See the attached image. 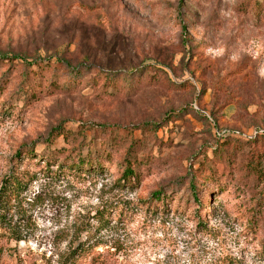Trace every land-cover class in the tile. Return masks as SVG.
<instances>
[{
	"label": "rangeland",
	"instance_id": "1",
	"mask_svg": "<svg viewBox=\"0 0 264 264\" xmlns=\"http://www.w3.org/2000/svg\"><path fill=\"white\" fill-rule=\"evenodd\" d=\"M258 134L264 0H0V264H264Z\"/></svg>",
	"mask_w": 264,
	"mask_h": 264
},
{
	"label": "trees",
	"instance_id": "2",
	"mask_svg": "<svg viewBox=\"0 0 264 264\" xmlns=\"http://www.w3.org/2000/svg\"><path fill=\"white\" fill-rule=\"evenodd\" d=\"M54 132H56V133L53 134ZM62 133H63V131H62L61 127L57 128V129H53L51 131V134L49 135V137L46 139L47 142L52 137L60 136ZM261 137H264V134H258V136L256 138L258 139V138H261ZM230 139L237 140L239 138L235 137V136L226 135V136H222L221 138H219V142L221 144L227 143L228 140H230ZM252 141L253 140H251V139H246V140H243L242 142L249 143V142H252ZM74 165H75L74 163H70L69 170H73L75 168ZM77 169H78V171H81L79 168H77ZM25 175L26 174L24 172L23 173L16 172L12 176L5 177L2 180V184H1V187H0V212L4 211L7 206H10L12 202L17 201L20 198L21 193L24 190L27 181H29V180H26L25 177L27 175L26 176ZM133 179H136V176L134 174V171H133L130 163H128V164H126L124 166V169H123L120 177L116 181V183L121 185V187L126 188L128 185H130L132 183ZM188 190L190 191V194H191V196L193 198V201L195 203H198L199 200H198V197H197L196 187L192 183V181L189 183ZM163 197H165V195H163L162 192H155L154 194H152V196H151V200L152 201H155V202H160L161 201L162 203H161V205L159 207H155V208L148 207V208H146V213L151 212V214H158V215L159 214L163 215V214L167 213L169 211V209L167 208L166 203L161 200V198H163ZM148 203H151L150 200H148L147 205H148ZM207 208H209V205L207 206ZM213 212H215V209H213V208L211 209L210 208L209 214L211 216L214 214ZM99 220L101 221V222H99V229H102L103 227L106 226V221H108V220L105 219V217L102 214L99 217ZM3 221H4L3 220V215H0V229L4 228V227L1 226V223ZM92 239H93V241H92ZM85 240H86V241H84L85 243L84 242L83 243H78L75 246V248L73 250H71V254L73 256H77L78 260L85 259V258L90 257V256L94 257L93 249H95L96 247L102 245L99 242L100 241L99 238H89V239L86 238ZM86 242H88V243H86ZM89 243L91 245H89Z\"/></svg>",
	"mask_w": 264,
	"mask_h": 264
}]
</instances>
